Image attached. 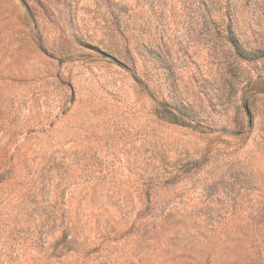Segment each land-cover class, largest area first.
Wrapping results in <instances>:
<instances>
[{
	"label": "rangeland",
	"instance_id": "obj_1",
	"mask_svg": "<svg viewBox=\"0 0 264 264\" xmlns=\"http://www.w3.org/2000/svg\"><path fill=\"white\" fill-rule=\"evenodd\" d=\"M0 264H264V0H0Z\"/></svg>",
	"mask_w": 264,
	"mask_h": 264
}]
</instances>
